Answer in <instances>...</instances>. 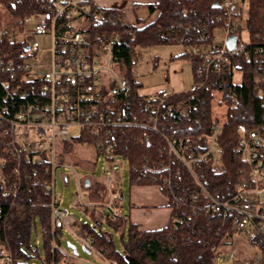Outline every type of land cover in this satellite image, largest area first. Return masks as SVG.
Returning a JSON list of instances; mask_svg holds the SVG:
<instances>
[{
	"label": "built area",
	"instance_id": "1",
	"mask_svg": "<svg viewBox=\"0 0 264 264\" xmlns=\"http://www.w3.org/2000/svg\"><path fill=\"white\" fill-rule=\"evenodd\" d=\"M22 1L0 0V197L13 205L23 183L31 179L34 187L43 186L50 194L52 230L68 227L78 235L81 223L74 221L68 208L56 204L55 171L57 160L61 162L67 156L61 157L68 143H72L70 151L73 144L89 146L87 137H94L96 141L89 147L98 161L103 158L108 163L102 168L104 181H97L103 187L96 191L91 189L95 180L90 179L86 186L85 179H78L73 205L93 211L94 218L100 221L115 223L122 216V195L113 186L119 170L115 163L118 138L131 127L160 133L161 111L174 93L162 90L145 95L143 111L148 114L140 118L134 111L118 39L110 37L97 43L91 36L90 25L100 21L102 12L93 0H24V5ZM232 5L231 1L224 2L227 10L237 12ZM240 8L239 23L243 26L244 2ZM23 9L29 12L23 14ZM231 23L228 16L217 52L193 58L194 88L201 87L211 71L221 69L232 71L234 83L239 82L240 74L230 55H242L246 60L250 56L243 52L245 39L239 43L237 38L232 51L226 48L228 38L235 35ZM37 36L46 41L47 48L40 45ZM257 52V61L264 70V46H259ZM259 95L264 99V92ZM231 99L235 106L239 105L235 93H231ZM223 105L220 98L217 109ZM173 114L172 105H168L164 115ZM225 121L226 117L213 124L202 141L160 133L168 156L160 163L165 172L160 181L170 189L173 179L180 181L187 174L204 199L200 205L204 214L229 216L233 233L212 248L213 264H264L263 249L252 242L264 241V128L241 125L236 129L233 152L244 166L238 171L241 180L232 195L216 196V188L208 189L198 174L204 168L216 175L223 173L224 150L218 141ZM147 136L143 132L142 138ZM145 171H149L146 166ZM64 180L68 178L64 176ZM91 193L97 200L90 199ZM80 238L83 246L91 247L90 240ZM235 238L245 240L254 253L234 250ZM72 256L64 254L59 264H67ZM11 261V253L0 243V264Z\"/></svg>",
	"mask_w": 264,
	"mask_h": 264
},
{
	"label": "trees",
	"instance_id": "2",
	"mask_svg": "<svg viewBox=\"0 0 264 264\" xmlns=\"http://www.w3.org/2000/svg\"><path fill=\"white\" fill-rule=\"evenodd\" d=\"M225 1H231L237 12L227 10ZM240 2L246 5L243 26L239 23L242 18ZM20 3L24 5L26 1ZM28 12V9H23V14ZM149 12H157L156 17L138 26L124 21L118 13L102 9L100 21L90 25L95 42L110 37L118 39L120 56L127 66L134 111L140 118L148 112L143 111L145 95L140 93L142 86L136 80L133 69L140 54L138 49L181 44L203 47L211 55L219 49L213 44L215 31L226 28L228 16L232 19L231 25L239 43L245 30L243 52L249 54V60L242 55H230L235 71L240 74L239 82L234 83L232 71H211L201 87L169 97L158 124L159 132L167 137L191 136L195 141H202L209 134L210 127L221 121L215 116L213 108L216 93H220L226 106L223 136L218 141L224 150V171L216 175L210 168H204L198 174L208 189L212 191L216 188V196L232 195L241 180L238 171L244 166L233 152L236 129L241 125L249 129L264 128V99L259 95L264 92V70L257 61V49L264 46V0H157L149 7ZM181 56L189 60L194 68L195 55L186 53ZM231 93L238 96L239 105H234ZM168 105H172V116L164 115ZM124 132L118 138L116 155L128 161L130 186L158 187L168 200L170 222L159 230L141 231L123 216L115 223L106 221L120 235L123 249L119 252L111 235L101 228L103 222L94 218L93 211H88L92 222L81 223L78 232L79 236L91 241L90 248L84 246L85 251L96 252L107 264H213L212 248L233 233L229 216L218 213L205 215L200 207L204 199L187 174L180 181L173 179L170 189L162 185L160 178L165 172L161 170L160 163L165 162L168 156L160 133L141 127H131ZM143 132L148 134L147 138H142ZM86 140L92 146L96 138L87 137ZM71 144L65 146L61 157L68 154ZM144 166L149 171L143 172ZM39 177L45 179L42 173ZM102 187L101 183L94 181L91 189L97 191ZM90 199L97 200L95 193L90 194ZM50 200L45 187H34L31 179L23 183L13 205L8 199L0 197V243L11 253V264H38L36 261L59 264L64 257L63 231L62 228L52 230ZM37 222L42 230L43 256L38 243L35 246L31 244ZM252 242L264 252L262 239ZM67 264L88 263L77 262L72 256Z\"/></svg>",
	"mask_w": 264,
	"mask_h": 264
},
{
	"label": "rangeland",
	"instance_id": "3",
	"mask_svg": "<svg viewBox=\"0 0 264 264\" xmlns=\"http://www.w3.org/2000/svg\"><path fill=\"white\" fill-rule=\"evenodd\" d=\"M240 6L242 3H239ZM118 13L124 21L129 22V17L126 13L121 11H115ZM224 35L223 29H217L215 31V39L213 41L216 49L220 47L222 38ZM245 30L241 33V40H244ZM36 40L40 43L43 48H47L46 41L41 37H36ZM140 52L138 59L134 63V75L136 80L141 84L142 89H150L153 87H160L161 85L167 84L168 81V70L169 65L172 62H178L179 81L181 82L184 91H192L194 88V76L193 69L190 62L183 58L182 54L198 55L204 53L209 56L210 52L208 49L203 47L195 48L192 46H184L181 44H169V45H153L148 48L138 49ZM169 91V90H167ZM220 93H216L214 101V114L218 116L222 121L225 120V106L221 109H217L218 102L220 100ZM115 163L119 165V170L115 175V181L113 183L114 188L118 193L122 195L121 199V210L126 215L129 210V199L131 193V186L129 182V164L126 160L116 156ZM59 165L55 171V187L54 195L56 204L61 208H68L74 221L79 223L91 224V217L88 211L73 205L76 203V192L78 191L79 179L91 177L95 181L103 182L104 176L102 168L106 166L103 158L98 161L94 150L89 146H80L73 144L71 150L64 158L63 161L59 162ZM82 164V165H81ZM64 176L68 178V181L64 180ZM90 182V179H89ZM101 228L111 235L113 243L119 252H122L123 244L120 239V235L110 227L105 220H102ZM63 252L67 255H73L72 250L67 246L68 244L75 246L77 255L75 256L77 262H86L88 264H107L96 252L87 253L83 249V243L80 236L71 232L68 227H63ZM38 241L39 252L43 256L42 244V230L40 223L37 222V231L32 232L31 244L35 246ZM232 248L240 254H253L254 250L251 246L241 238H235L232 243ZM36 263L41 264L40 261Z\"/></svg>",
	"mask_w": 264,
	"mask_h": 264
},
{
	"label": "crops",
	"instance_id": "4",
	"mask_svg": "<svg viewBox=\"0 0 264 264\" xmlns=\"http://www.w3.org/2000/svg\"><path fill=\"white\" fill-rule=\"evenodd\" d=\"M156 2L157 0H93V3L101 9L126 13L129 17L128 23L138 26L144 25L156 17L157 12L152 14L149 12V7ZM137 21L140 23L138 24ZM190 65L192 67L191 62ZM178 66V62L170 63L166 86L143 88L140 93L148 95L162 90H169L173 93L188 92L183 90L179 81ZM84 179L86 184V181L92 178L88 176ZM121 213L123 217L136 224L141 231L159 230L167 226L171 218L168 200L156 186H131L128 213L125 215L122 210Z\"/></svg>",
	"mask_w": 264,
	"mask_h": 264
},
{
	"label": "water",
	"instance_id": "5",
	"mask_svg": "<svg viewBox=\"0 0 264 264\" xmlns=\"http://www.w3.org/2000/svg\"><path fill=\"white\" fill-rule=\"evenodd\" d=\"M236 41H237V36L236 35H233V36L229 37L228 40H227V42H226V48L229 51L234 50ZM88 185H89V181H86V186H88ZM67 246L72 250L73 255L76 256L77 255V252H76L75 246L70 245V244H68ZM83 249L85 251V248L84 247H83Z\"/></svg>",
	"mask_w": 264,
	"mask_h": 264
}]
</instances>
